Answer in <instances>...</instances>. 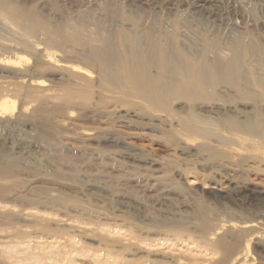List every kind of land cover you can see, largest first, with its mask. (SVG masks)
I'll return each mask as SVG.
<instances>
[{
	"label": "rangeland",
	"instance_id": "obj_1",
	"mask_svg": "<svg viewBox=\"0 0 264 264\" xmlns=\"http://www.w3.org/2000/svg\"><path fill=\"white\" fill-rule=\"evenodd\" d=\"M0 99L12 193L84 264H264V0H0Z\"/></svg>",
	"mask_w": 264,
	"mask_h": 264
},
{
	"label": "bare ground",
	"instance_id": "obj_2",
	"mask_svg": "<svg viewBox=\"0 0 264 264\" xmlns=\"http://www.w3.org/2000/svg\"><path fill=\"white\" fill-rule=\"evenodd\" d=\"M195 87H196V85H195ZM212 96H214V95H212ZM187 98H189V97H187ZM231 101H233V100H231ZM15 108H16V105H15L14 101H11L8 99H3L0 101V115H2V114L8 115V113L9 114L12 113L15 110ZM250 120H252V119H249V122H253ZM244 122H245L244 125L242 124V122H241V124L237 123L236 121H235V124L232 122L234 124V126L231 123V125H232L231 127H233V128L228 126L230 128L226 129L227 128V126H226L225 129L228 130V134H229L233 129H235V131H237L236 127L238 129V127L241 125L240 127H242V126L244 127L243 128L244 131H242L243 133L245 131H250V130L253 131V129H254L253 126H251L253 129H251L250 124H249V126H245V125H248L247 124L248 122H246V121H244ZM228 123L230 124V122H228ZM245 129H248V130H245ZM222 130H223V128H222ZM235 131H233L231 133H233V135H234ZM255 131H256V129H255ZM255 131L252 133L250 131L251 134H249V132L248 133L245 132V134L247 133L246 136L247 135L251 136V135H253V133H255ZM240 133H241V130H240ZM239 134L238 135L236 134V137L237 136L239 137L240 136ZM40 135L44 138L48 137V135L46 133H41ZM202 136H205V135H202ZM210 136H212V135H210ZM246 136L244 137V135H243L240 138L243 139L242 137H244L246 140L248 138V137L246 138ZM254 136H258V135H254ZM229 137H231V136H229ZM236 137L234 136L233 138H235L237 140L238 137L237 138ZM261 137H262V135H261ZM240 138H239V140H240ZM257 139H259V138H257ZM220 140H221V138H220ZM233 141H234V139H233ZM10 156L11 155H5L3 153L0 154V264H84L83 260L87 257L86 256V251H87L86 245H85L86 248L83 246L84 243L82 245H78L80 243H78L76 241V239L74 241V239L72 237H68L66 234H64V232L58 231V230L54 232L55 229L51 228L50 221L51 222L53 221L51 217H55L57 213L55 214L54 212L47 211V210L43 211V210L39 209V207H36L38 204L35 206H32L33 204L30 206H28V205L26 206L19 196H14V194L12 193L13 188L11 187V185H12V182H14L15 167L17 166V163H19L18 159H20V158H18V157L14 158V157H12V156L10 157ZM43 215L51 216V217H45ZM53 219H55V218H53ZM207 224H208V222L206 220H204L201 230L204 228L206 229V227H208ZM52 225H53V223H52ZM209 225H210V223H209ZM230 225L232 226L231 227L232 229L234 228L235 230H237L236 225H234V226H236V228L233 227L232 223H230ZM230 225H229V227H230ZM219 227L217 229L220 231L222 229L221 227L224 228V226H221L220 227L221 229ZM250 227H252V224L245 223L240 228L243 229V231L244 230L250 231V229H251ZM61 228H63V227H61ZM231 228L227 227L228 230H230ZM51 229H52V231H51ZM56 229H58V227H56ZM209 229L210 228L208 227V231H206V233L204 230V234L208 235ZM212 229L214 231L215 228H212ZM225 229L226 228H224V230ZM59 230H60V228H59ZM251 230H253V229H251ZM213 231H210L212 234L209 233V235L211 234V236L213 235L216 238H217V236H219L217 238L216 242H214L215 244H213V246H215L214 248L220 249L221 250L220 252H222V254L224 252L223 255H226V254L228 255V253L230 255L231 254L230 253V251H231L230 247L231 246L228 245L229 243L227 241H224V239H222L223 237L220 235L222 233H220L218 231L219 234L215 235L217 233V230H216V232H213ZM52 232H54V233H52ZM56 232H57V234H56ZM60 234L65 235L67 238V239L65 238L66 240L64 242L61 241L63 243H60L58 241V237ZM202 234H203V232H202ZM209 235H208V237H209ZM44 238H45V240H43ZM59 238H61V237H59ZM63 238H61V239H63ZM135 238H137V237H135ZM95 253H97V252H95ZM87 255H90V254L87 253ZM90 256H93V259L95 260L92 262V260L89 259L92 262V264L94 262H98L99 264L100 263L111 264L112 262H114V260L116 259V257L118 255L116 257L111 258V259L104 258L106 260H101V261L98 260V256L96 254L90 255ZM90 256H88V257L90 258ZM107 256L110 257V255H106V257ZM226 256H224V260H226V258H225ZM120 258H118V259H120ZM227 259H229V257ZM236 259H238V258H236V257H235V259L233 258L234 261ZM241 259H243V258H241ZM123 260H124V258H123ZM125 260H127V259H125ZM208 261H207V263H208ZM140 262H141V260H140ZM133 263H134V261L132 260L131 264H133ZM228 263H230V262L228 261ZM244 263H246V262L244 261ZM87 264H89V263H87ZM117 264H118V261H117ZM140 264H145V263L143 261ZM163 264H165V263H163ZM240 264H241V262H240Z\"/></svg>",
	"mask_w": 264,
	"mask_h": 264
}]
</instances>
